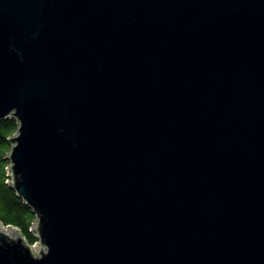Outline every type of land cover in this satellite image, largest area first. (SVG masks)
Returning <instances> with one entry per match:
<instances>
[{"label":"water","instance_id":"water-1","mask_svg":"<svg viewBox=\"0 0 264 264\" xmlns=\"http://www.w3.org/2000/svg\"><path fill=\"white\" fill-rule=\"evenodd\" d=\"M3 118L0 264H264V0H0Z\"/></svg>","mask_w":264,"mask_h":264},{"label":"trees","instance_id":"trees-1","mask_svg":"<svg viewBox=\"0 0 264 264\" xmlns=\"http://www.w3.org/2000/svg\"><path fill=\"white\" fill-rule=\"evenodd\" d=\"M18 128L16 119H0V223L6 228H18L29 243L35 245L38 238L32 232V228L36 216L10 186V161L7 156L14 145L11 139L18 132Z\"/></svg>","mask_w":264,"mask_h":264},{"label":"rangeland","instance_id":"rangeland-1","mask_svg":"<svg viewBox=\"0 0 264 264\" xmlns=\"http://www.w3.org/2000/svg\"><path fill=\"white\" fill-rule=\"evenodd\" d=\"M38 243V242H37ZM36 245V244H35ZM34 245V249L37 250V246Z\"/></svg>","mask_w":264,"mask_h":264}]
</instances>
